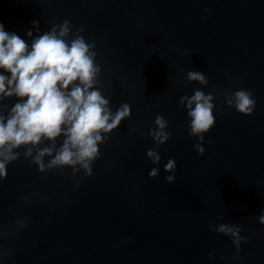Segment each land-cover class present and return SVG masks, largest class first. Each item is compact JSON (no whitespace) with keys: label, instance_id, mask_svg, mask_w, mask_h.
Returning a JSON list of instances; mask_svg holds the SVG:
<instances>
[{"label":"water","instance_id":"water-1","mask_svg":"<svg viewBox=\"0 0 264 264\" xmlns=\"http://www.w3.org/2000/svg\"><path fill=\"white\" fill-rule=\"evenodd\" d=\"M0 22L29 44L66 26L62 38H82L98 66L89 90L113 115L130 108L100 131L90 173L49 166L63 135L12 149L0 264H264V0H0ZM197 90L215 120L192 134ZM238 90L254 99L250 114L236 110ZM16 100L0 97V114Z\"/></svg>","mask_w":264,"mask_h":264},{"label":"clouds","instance_id":"clouds-1","mask_svg":"<svg viewBox=\"0 0 264 264\" xmlns=\"http://www.w3.org/2000/svg\"><path fill=\"white\" fill-rule=\"evenodd\" d=\"M31 23L38 26L39 21ZM66 32L67 27L61 26L59 33L54 29L43 32L29 44L0 22V97L17 98L7 114H0V178L6 175L7 163L16 158L13 148L35 145L42 138L53 140L59 135L64 140L49 166L80 163L90 173L89 162L98 154L97 141L102 139L100 131H110L130 114L126 104L111 114L106 107L107 99L98 90H89L98 66L93 64L89 45L82 38L66 42L62 38ZM25 35L32 36V29L26 30ZM188 78L205 80L202 72L191 70ZM235 97L237 111L250 114L254 110L255 101L250 93L238 90ZM188 103L191 133H206L214 124L213 105L199 90ZM156 123L163 127L165 121L158 116ZM166 138L167 134L161 142ZM196 148L199 154L203 153L202 145ZM51 152V148H43L34 158L41 170L44 167L41 158ZM146 155L154 162L159 160L152 149H147ZM164 167L172 170L174 158L169 157ZM156 174L157 169L149 170L150 176ZM165 179L171 182L174 176ZM261 220L264 222V216ZM219 230L231 231L226 225Z\"/></svg>","mask_w":264,"mask_h":264}]
</instances>
